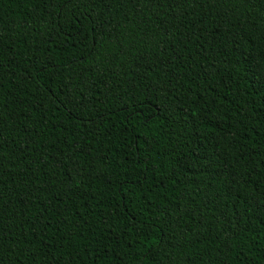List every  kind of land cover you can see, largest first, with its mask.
Masks as SVG:
<instances>
[{"label": "trees", "instance_id": "16d2710c", "mask_svg": "<svg viewBox=\"0 0 264 264\" xmlns=\"http://www.w3.org/2000/svg\"><path fill=\"white\" fill-rule=\"evenodd\" d=\"M0 264H264V0H0Z\"/></svg>", "mask_w": 264, "mask_h": 264}]
</instances>
